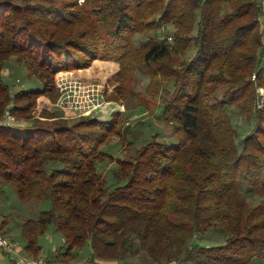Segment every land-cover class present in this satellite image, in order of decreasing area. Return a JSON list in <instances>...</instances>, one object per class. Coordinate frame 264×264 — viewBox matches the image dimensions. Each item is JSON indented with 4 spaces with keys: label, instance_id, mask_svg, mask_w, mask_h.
Instances as JSON below:
<instances>
[{
    "label": "trees",
    "instance_id": "1",
    "mask_svg": "<svg viewBox=\"0 0 264 264\" xmlns=\"http://www.w3.org/2000/svg\"><path fill=\"white\" fill-rule=\"evenodd\" d=\"M262 5L0 0V187L13 186L22 201L51 202L38 218L23 221L24 254L41 256L40 238L55 224L66 248L53 257L61 263L86 245L94 264H119L137 250L154 264L264 258ZM145 32L158 34L137 46L134 37ZM12 58L42 89L11 92L2 70ZM138 72L148 79L143 97L126 86ZM82 81L97 84L113 106L110 115H78L62 101L67 87ZM162 93L161 118L184 138L170 145L155 133L135 145L130 113L148 109L149 98ZM7 108L21 125L2 126ZM233 111L252 124L243 137ZM113 139L122 157L103 149ZM105 160L115 164L113 187L98 170ZM207 231L225 243L197 242Z\"/></svg>",
    "mask_w": 264,
    "mask_h": 264
},
{
    "label": "rangeland",
    "instance_id": "2",
    "mask_svg": "<svg viewBox=\"0 0 264 264\" xmlns=\"http://www.w3.org/2000/svg\"><path fill=\"white\" fill-rule=\"evenodd\" d=\"M80 2V1H79ZM84 2V1H83ZM82 3V2H80ZM262 23L264 25V16H262ZM162 33L153 32L148 33L145 32L143 34H138L134 37V42L138 46L143 41H145L151 35H157L158 37L166 36V33H170L171 30H163ZM195 53V50L192 49L188 52L185 56V59L191 58ZM3 71V79L4 81L10 85L11 92L16 93L20 90H38L42 89L43 84L37 78L30 76L28 71L26 70L24 65H20L15 59L8 60L5 63ZM148 83V79L146 76L141 75L139 72L133 76L127 83V89L134 93H137L136 96H144L143 92L145 87ZM83 88V92H80ZM259 97L257 102V107L261 108L264 104V89L259 88ZM101 91L98 90V86L96 83H85L77 82L74 87H67L65 92L62 95V101H71L74 104L76 114L78 115H88L93 114V116H108L113 110L112 107H108V104L111 102L104 101V98L100 96ZM165 93L157 97L149 98L150 104L148 105L149 108L145 109L143 107L135 108L130 115L133 114L131 117V121L129 122L131 128L137 132V142L135 145H140L143 142V139H147L148 136L152 134L158 133L159 138L168 144H176L179 143L183 138L184 135L180 131H175V129L165 122L161 118V106L159 103L165 97ZM138 101V97L133 100L134 103ZM105 102V103H104ZM121 105V104H120ZM107 107V108H106ZM103 110H101V109ZM115 110V109H114ZM232 122L234 123L235 127L237 128L238 134L243 137L247 134L252 127V124L246 123L241 116L235 113V111L231 114ZM24 124V123H23ZM140 135V137H139ZM103 149L113 155L114 157H122L123 150L118 140L113 139L109 143L103 146ZM98 170L107 178L108 183L111 187L115 186V181L112 178L113 169L115 164L113 162H108L105 160L103 163H99ZM16 190L11 185H3L0 187V199L4 200L0 207V222L2 219L7 218L8 224L6 225L5 232H1L3 236L8 237L10 240L18 242L21 247H23L24 242L21 237V225L23 221L26 219H36L38 218L39 214L43 210H49L51 208V202L49 201H41L38 199H33L31 201H22L18 195L16 194ZM258 198H248L249 202L257 201ZM197 242L203 245H221L225 243L223 236L218 232L207 231L203 237H197ZM40 243L43 246L42 256L49 258L51 261H55L56 258V251L65 250L64 246V237L60 231L57 230L55 224H51L46 233L40 238ZM135 247L137 248L138 243H135ZM85 251L89 252V246L86 245L84 247ZM51 255V256H50ZM90 255L81 254H74V259L67 264H92L88 258ZM41 257V256H39ZM147 255L142 250H137L136 254L126 258V260L119 261V264H154L149 258H146ZM73 261V262H72ZM58 262V261H55ZM60 264H65L64 262H58ZM256 264H264V258L256 259ZM118 264V262H115Z\"/></svg>",
    "mask_w": 264,
    "mask_h": 264
},
{
    "label": "built area",
    "instance_id": "3",
    "mask_svg": "<svg viewBox=\"0 0 264 264\" xmlns=\"http://www.w3.org/2000/svg\"><path fill=\"white\" fill-rule=\"evenodd\" d=\"M79 1L83 2L84 0H79ZM262 11L264 12V4L262 5ZM252 78L255 79V75H253ZM4 112L5 114L1 119V123L3 124L2 126L10 127L13 124L16 125L22 124V121H20L18 118H16L11 114L10 108H7L6 111ZM0 248L5 253L13 256L17 264H60L58 262L51 261L47 257L41 256L38 258H34L24 254L23 249H21L20 245H18L17 242L10 240L8 237L3 236V234H0ZM179 264H185V263H179Z\"/></svg>",
    "mask_w": 264,
    "mask_h": 264
},
{
    "label": "crops",
    "instance_id": "4",
    "mask_svg": "<svg viewBox=\"0 0 264 264\" xmlns=\"http://www.w3.org/2000/svg\"><path fill=\"white\" fill-rule=\"evenodd\" d=\"M263 4H264V0H263ZM2 202H4V200H1L0 199V207H3V205H1L2 204ZM1 221H3V219L1 220ZM7 224H8V221H7ZM6 224V225H7ZM2 225V222H0V226ZM6 225L4 226V228L3 229H0L1 230V232H5V228H6ZM13 241V240H12ZM15 242V241H14ZM18 243V242H17ZM18 245H20L19 243H18ZM24 246V245H23ZM20 247H21V245H20ZM23 247H21V249H22ZM89 252L87 253L86 251H85V249L83 248V249H75L74 251H73V254H76V253H78V254H81V255H84L85 253H86V255H90V256H88V258L90 257L91 258V255H92V251H91V249H90V247H89ZM60 251V250H59ZM59 251H56V253H59ZM41 256H42V254H41ZM51 256V255H50ZM73 260V259H72ZM71 262V261H70ZM73 262V261H72ZM91 263L92 264H94L92 261H91ZM0 264H17L16 263V260L14 259V257L13 256H11V255H9V254H7V253H5L3 250H1V248H0ZM65 264H67V263H65ZM100 264H115V262H100Z\"/></svg>",
    "mask_w": 264,
    "mask_h": 264
}]
</instances>
